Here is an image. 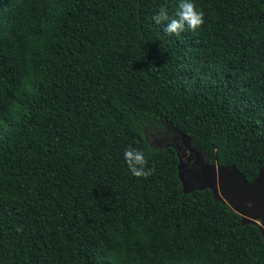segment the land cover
Listing matches in <instances>:
<instances>
[{"label": "trees", "instance_id": "trees-1", "mask_svg": "<svg viewBox=\"0 0 264 264\" xmlns=\"http://www.w3.org/2000/svg\"><path fill=\"white\" fill-rule=\"evenodd\" d=\"M178 3L0 0V264H264L257 224L143 138L163 122L207 167L264 169V0H195L204 24L169 35L152 16Z\"/></svg>", "mask_w": 264, "mask_h": 264}, {"label": "rangeland", "instance_id": "rangeland-1", "mask_svg": "<svg viewBox=\"0 0 264 264\" xmlns=\"http://www.w3.org/2000/svg\"><path fill=\"white\" fill-rule=\"evenodd\" d=\"M143 138L153 150H174L177 176L184 193L209 189L215 199L237 212L244 222L256 223L264 236V169L246 183L228 167H207L189 139L163 122L145 129Z\"/></svg>", "mask_w": 264, "mask_h": 264}, {"label": "clouds", "instance_id": "clouds-1", "mask_svg": "<svg viewBox=\"0 0 264 264\" xmlns=\"http://www.w3.org/2000/svg\"><path fill=\"white\" fill-rule=\"evenodd\" d=\"M205 13L198 9L195 0H179L174 15L170 16L167 8L160 7L152 16L156 25L164 24V31L169 35L179 36L181 33L196 31L204 24ZM124 162L131 175L137 179H146L154 173V167H148V160L143 150L128 145L123 152ZM17 231H22L17 228Z\"/></svg>", "mask_w": 264, "mask_h": 264}, {"label": "water", "instance_id": "water-1", "mask_svg": "<svg viewBox=\"0 0 264 264\" xmlns=\"http://www.w3.org/2000/svg\"><path fill=\"white\" fill-rule=\"evenodd\" d=\"M234 211V210H233ZM237 213V212H236Z\"/></svg>", "mask_w": 264, "mask_h": 264}]
</instances>
